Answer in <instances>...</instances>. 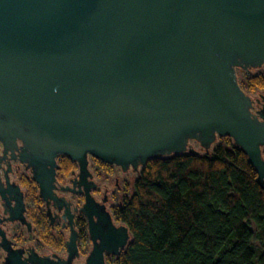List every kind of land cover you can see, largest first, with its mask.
I'll return each mask as SVG.
<instances>
[{
  "label": "water",
  "instance_id": "95a60500",
  "mask_svg": "<svg viewBox=\"0 0 264 264\" xmlns=\"http://www.w3.org/2000/svg\"><path fill=\"white\" fill-rule=\"evenodd\" d=\"M263 66L264 0H0V145L44 200L58 155L84 180L88 157L136 169L223 137L264 190V95L236 76Z\"/></svg>",
  "mask_w": 264,
  "mask_h": 264
},
{
  "label": "trees",
  "instance_id": "16d2710c",
  "mask_svg": "<svg viewBox=\"0 0 264 264\" xmlns=\"http://www.w3.org/2000/svg\"><path fill=\"white\" fill-rule=\"evenodd\" d=\"M236 76L245 95H264V66ZM114 217L130 235L115 264H264V190L228 137L148 160Z\"/></svg>",
  "mask_w": 264,
  "mask_h": 264
},
{
  "label": "flooded vegetation",
  "instance_id": "af4514ba",
  "mask_svg": "<svg viewBox=\"0 0 264 264\" xmlns=\"http://www.w3.org/2000/svg\"><path fill=\"white\" fill-rule=\"evenodd\" d=\"M259 107L254 102L252 112ZM21 146L4 154L0 145V264H115L127 245L112 238L124 226L114 210L141 166L122 170L88 157L82 180L78 163L58 155L51 198L44 200Z\"/></svg>",
  "mask_w": 264,
  "mask_h": 264
},
{
  "label": "rangeland",
  "instance_id": "374dc122",
  "mask_svg": "<svg viewBox=\"0 0 264 264\" xmlns=\"http://www.w3.org/2000/svg\"><path fill=\"white\" fill-rule=\"evenodd\" d=\"M256 70H257V69H251V70H249L248 72H250V73H254ZM258 97H259V95L255 96V97H253V98L255 99V98H258ZM253 98H252V99H253ZM190 144H191V146H192L195 150L199 151V153H201V154L205 153L204 151L200 150V147H199V145H198L197 143L191 142ZM198 149H199V150H198ZM251 228H252V230H255V227H254L253 225H251Z\"/></svg>",
  "mask_w": 264,
  "mask_h": 264
}]
</instances>
